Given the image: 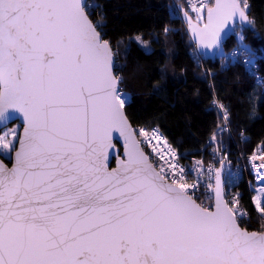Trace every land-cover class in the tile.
Wrapping results in <instances>:
<instances>
[{
    "label": "snow or ice",
    "instance_id": "6c2138e0",
    "mask_svg": "<svg viewBox=\"0 0 264 264\" xmlns=\"http://www.w3.org/2000/svg\"><path fill=\"white\" fill-rule=\"evenodd\" d=\"M197 3L192 11L199 21L206 9L207 22H189L205 48L219 45L229 21L251 23L247 0ZM90 7L99 5L0 0V126L23 117L22 134L0 133V155L15 161L0 162V264H264V230L242 227L247 213L239 194L225 198L219 170L205 207L158 130L139 136L163 163L145 153ZM114 132L126 159L110 170ZM252 160L264 181V155Z\"/></svg>",
    "mask_w": 264,
    "mask_h": 264
},
{
    "label": "trees",
    "instance_id": "16d2710c",
    "mask_svg": "<svg viewBox=\"0 0 264 264\" xmlns=\"http://www.w3.org/2000/svg\"><path fill=\"white\" fill-rule=\"evenodd\" d=\"M247 3L251 23L237 27L222 47L225 62L229 58L224 64L220 57L199 60L182 20L170 16V0H89V5H99L87 10L89 16L95 22L99 13L104 27L98 30L117 57L115 73L129 95L125 111L133 128L156 127L176 152L199 156L222 125L212 110L217 97L227 105L240 152L264 148V0ZM236 49L248 68L243 58L230 59ZM219 138L229 148L227 134ZM231 177L226 195L239 194L240 209L247 213L242 227L260 231L264 219L255 211L246 180Z\"/></svg>",
    "mask_w": 264,
    "mask_h": 264
},
{
    "label": "built area",
    "instance_id": "2783aa9c",
    "mask_svg": "<svg viewBox=\"0 0 264 264\" xmlns=\"http://www.w3.org/2000/svg\"><path fill=\"white\" fill-rule=\"evenodd\" d=\"M213 1L214 0H206L208 4H211ZM182 3L184 7L181 6ZM193 5L199 7L197 0H172V2L170 1V4H169L170 16L173 18L176 17V18L181 19L183 22V26L185 27L187 32H188V27H187V24L183 20V11L187 15H189L192 19H196L198 14L192 11ZM197 55L199 57V60H202V61L204 60L203 57L200 56L198 53ZM240 56H241V51L236 49L230 55V59H232V61H235L239 59ZM242 58H243L244 63L247 62V59L245 61L244 57ZM228 60L229 58L226 60V62ZM212 106H214L219 111V114L222 117L223 122L225 124V126L222 128L220 132H225L231 138V140H233L234 137H233L231 127H230V114H229L227 105L221 102L220 100L214 99ZM141 129L147 130L150 134L152 133L153 130H158V129L156 128L146 129L145 127H140V128L137 127V128H134V131L137 132L138 134L137 138L141 140L142 147L144 148L146 154H149L150 160L154 164H157V165L160 163H163L162 161L159 160L156 153L152 152L151 146H149L146 142H144L143 137L139 136V131ZM158 132L163 137V140H165L167 144L170 145L168 139L163 135V133L159 130ZM220 132L215 134L209 140L207 146L202 150V152L200 151L201 153H199V156L190 157L188 154H180L173 149V151L176 153L177 163L180 166H183L185 168V178L189 184H196V183L199 184V188L196 190V195L194 197V198L198 197L197 199L198 203L205 206L209 202L211 205V202L213 200L209 198L210 190L207 189V185L209 183L215 185L216 171L222 165H224L225 174L227 172H232L233 177L244 178L246 180V182L249 184V192L251 194V201L253 203V206H255L254 200H253L254 194L259 193L258 189L264 186V181L257 179V173L253 167L254 163L256 165H259L261 161L260 160L253 161L252 157L254 155L256 156L264 155V148L262 146H258L250 154H243L240 152H235L234 154H231L229 150L227 151L224 150L225 147L222 143V140L218 138V134ZM153 143H156V141H153ZM197 162H201L202 167ZM193 168L195 169V171H190ZM209 168L212 169L211 172L208 171ZM261 171L264 172V170H261ZM234 197L227 198L226 196V199L231 201ZM237 207L240 209L239 204L237 205Z\"/></svg>",
    "mask_w": 264,
    "mask_h": 264
},
{
    "label": "water",
    "instance_id": "95a60500",
    "mask_svg": "<svg viewBox=\"0 0 264 264\" xmlns=\"http://www.w3.org/2000/svg\"><path fill=\"white\" fill-rule=\"evenodd\" d=\"M86 2L88 4L89 0H86ZM214 3H215V0H214ZM189 18H191V17L189 15H187L183 11V20L187 24L191 43L195 46V49H196L197 53L200 56H202L205 61H212V62L216 61L217 55H218L219 51L222 49V47L232 37L235 36L236 28L238 26H240L242 28H247L249 26V24H250L248 21H241L239 19V17L235 18L234 20L229 21L227 27L224 28L223 31H221V33H220L221 39H220L219 45L214 46L212 48H205L202 45H200L198 37L192 32V29L190 27ZM248 18H249V16H248ZM249 21H250V19H249ZM206 22H207V14L205 16L204 24ZM191 23L192 24H196L197 22H195L191 18ZM204 24H199V25H200V27H203ZM112 61H113V74L116 76V73H115L116 58L114 56V53H113V56H112ZM119 89L121 91V85H119ZM124 113H125V116L127 118L128 123L130 124V126L134 130L133 126L131 125V123H130L127 115H126L125 108H124ZM4 124L6 126H0V132L2 130H4V129L8 128L11 125H14V124H19L21 126V128H22L21 134L23 132V117L19 113H15L13 118L6 120L4 122ZM112 143H113L114 147L109 149V158H108V166H109L110 170L118 167V164H119L120 160L126 159V157L124 155V138L120 137L118 132H114L113 133ZM0 162H3L6 167L11 168L13 166L14 162H15L14 161V153H13L11 161H6L4 158H2L0 156ZM218 170L220 171V178H221V182H222V185H223V188H224V192H225V177H224L225 176V166L222 165ZM225 198H226V196H225ZM213 203H214V200H213Z\"/></svg>",
    "mask_w": 264,
    "mask_h": 264
},
{
    "label": "rangeland",
    "instance_id": "374dc122",
    "mask_svg": "<svg viewBox=\"0 0 264 264\" xmlns=\"http://www.w3.org/2000/svg\"><path fill=\"white\" fill-rule=\"evenodd\" d=\"M171 2H172V0H170ZM88 4H89V2H88ZM214 4V1L211 3V4H209V6H212ZM92 6H94V4H91ZM91 8L92 7H90V10H91ZM93 8H95V7H93ZM87 10H89V8L87 9ZM95 13V12H94ZM94 13H93V15H94ZM90 14V13H89ZM96 15H94L93 16V19L95 20V22L94 23H96L97 21H99V22H101L102 23V21H101V17H99V13L98 12H96L95 13ZM206 14H207V12H206V9L204 10V12H203V19H201V20H197V17H196V19H193L195 22H197V23H199V24H204V21H205V16H206ZM91 15H92V13H91ZM90 17V16H89ZM91 19V18H90ZM104 27V26H103ZM103 27L102 28H98L99 30H101L102 31V29H103ZM239 28H240V26H238ZM185 31L187 32V30L185 29ZM238 32H240V29H238ZM187 34H189V32H187ZM189 36V35H188ZM190 38V37H189ZM242 48H244V47H242ZM239 50V49H238ZM114 56H115V54H114ZM118 56V55H117ZM218 58L220 57V58H222V62L224 63V64H226V62H225V60H224V53H223V50H220L219 51V53H218V56H217ZM117 58V57H116ZM240 58H242V54H241V56H240ZM221 60V59H220ZM122 94H126V93H124L122 90L120 91ZM125 98L126 99H129V95L128 94H126V96H125ZM13 129H15V130H17V132L18 133H20L21 134V130H22V128H21V126L19 125V124H14V125H11V126H9L8 128H6V129H4V130H2L0 133H3V132H6V131H11V130H13ZM10 138V137H9ZM14 153V152H13ZM13 153H12V156H13ZM2 158H4L6 161H11L12 160V156L11 157H5V156H3V155H0ZM232 176V172H227L226 174H225V183H226V180L228 179V178H232L231 177ZM227 193H226V190H225V196H227L226 195ZM257 195H260V193H255L254 194V197L255 196H257ZM262 199H264V197H262ZM198 203V202H197ZM213 204V201L211 202V205ZM210 205V203L208 202L206 205H205V207H209V206H211ZM204 206V205H203ZM254 208H255V206H254ZM256 211V210H255ZM257 212V211H256ZM257 214H258V216H260V214L257 212ZM261 217V216H260ZM263 222V221H262ZM261 230H264V223H262L261 224V228H260V231Z\"/></svg>",
    "mask_w": 264,
    "mask_h": 264
},
{
    "label": "bare ground",
    "instance_id": "6f19581e",
    "mask_svg": "<svg viewBox=\"0 0 264 264\" xmlns=\"http://www.w3.org/2000/svg\"><path fill=\"white\" fill-rule=\"evenodd\" d=\"M246 65H248V64H246L245 63V67H247ZM248 68V67H247ZM216 100H219L217 97H214ZM222 102V101H221ZM212 110L213 111H215L217 114H218V116H219V118H220V120H221V126L218 128V130L215 132V133H213L211 136H210V138L208 139V141H207V143H206V145L201 149V152H202V150L207 146V144H208V142H209V140L215 135V134H217L218 132H220L221 130H222V128L225 126V124H224V122H223V119H222V117L220 116V114H219V111L214 107V106H212ZM140 128V127H139ZM154 128H156V127H154ZM146 129H149V128H146ZM156 129H158V128H156ZM159 130V129H158ZM160 131V130H159ZM231 131H232V129H231ZM223 133H225V132H220L219 134H218V138H219V136L221 135V134H223ZM228 136V135H227ZM229 137V136H228ZM233 137H234V139L233 140H231V138H230V146H229V148H225L224 150L225 151H227V150H229L230 152H231V154H234L235 152H240V150H239V147H238V143H237V141H236V138H235V136L233 135ZM246 138V137H245ZM245 140V139H244ZM243 141V140H242ZM257 148V147H256ZM255 148V149H256ZM254 149V150H255ZM253 150V151H254ZM252 151V152H253ZM200 152V153H201ZM251 152V153H252ZM241 153V152H240ZM247 183V182H246ZM247 187H248V190H249V184L247 183Z\"/></svg>",
    "mask_w": 264,
    "mask_h": 264
},
{
    "label": "clouds",
    "instance_id": "9594fccd",
    "mask_svg": "<svg viewBox=\"0 0 264 264\" xmlns=\"http://www.w3.org/2000/svg\"><path fill=\"white\" fill-rule=\"evenodd\" d=\"M189 35V34H188ZM190 37V36H189ZM197 52V51H196Z\"/></svg>",
    "mask_w": 264,
    "mask_h": 264
}]
</instances>
